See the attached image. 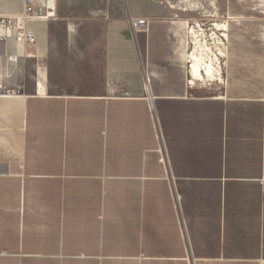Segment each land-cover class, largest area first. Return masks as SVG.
I'll return each instance as SVG.
<instances>
[{"label": "crops", "instance_id": "crops-1", "mask_svg": "<svg viewBox=\"0 0 264 264\" xmlns=\"http://www.w3.org/2000/svg\"><path fill=\"white\" fill-rule=\"evenodd\" d=\"M193 7L0 0V264H264V38L199 82Z\"/></svg>", "mask_w": 264, "mask_h": 264}, {"label": "rangeland", "instance_id": "rangeland-1", "mask_svg": "<svg viewBox=\"0 0 264 264\" xmlns=\"http://www.w3.org/2000/svg\"><path fill=\"white\" fill-rule=\"evenodd\" d=\"M192 2L193 25L196 31L193 33V47L204 49V52H201L204 63L201 65L204 73L207 72L208 76L213 77H205L199 82L213 81L219 78L221 73L225 76L226 62L220 57L227 51L230 36L236 38L238 44H250L248 37L250 33L252 36L258 34L257 37L260 39L264 38V35L260 34L264 20L235 19L236 15L264 18V0H192ZM52 12L55 15V8ZM52 28L57 45H61L63 41L61 26Z\"/></svg>", "mask_w": 264, "mask_h": 264}, {"label": "built area", "instance_id": "built-area-1", "mask_svg": "<svg viewBox=\"0 0 264 264\" xmlns=\"http://www.w3.org/2000/svg\"><path fill=\"white\" fill-rule=\"evenodd\" d=\"M52 2L53 0H24V16H39L43 12V7H52ZM16 24H18L15 34L16 38L31 41L33 34L28 32L17 18L11 17L0 18V38L8 37L10 35V29H13ZM130 25L134 33H147L149 22L144 18H135L130 20Z\"/></svg>", "mask_w": 264, "mask_h": 264}]
</instances>
